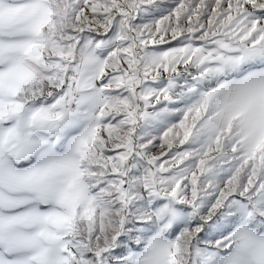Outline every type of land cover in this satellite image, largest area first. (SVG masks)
<instances>
[{"label":"snow or ice","instance_id":"1","mask_svg":"<svg viewBox=\"0 0 264 264\" xmlns=\"http://www.w3.org/2000/svg\"><path fill=\"white\" fill-rule=\"evenodd\" d=\"M0 264H264V0H0Z\"/></svg>","mask_w":264,"mask_h":264}]
</instances>
